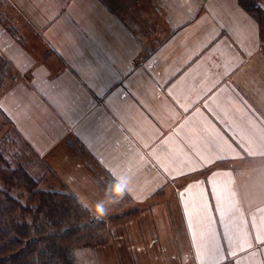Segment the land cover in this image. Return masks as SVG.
Wrapping results in <instances>:
<instances>
[{"label":"crops","instance_id":"obj_1","mask_svg":"<svg viewBox=\"0 0 264 264\" xmlns=\"http://www.w3.org/2000/svg\"><path fill=\"white\" fill-rule=\"evenodd\" d=\"M5 1L24 152L92 213L139 209L76 264H264V35L239 1Z\"/></svg>","mask_w":264,"mask_h":264},{"label":"trees","instance_id":"obj_2","mask_svg":"<svg viewBox=\"0 0 264 264\" xmlns=\"http://www.w3.org/2000/svg\"><path fill=\"white\" fill-rule=\"evenodd\" d=\"M238 1L262 27L260 0ZM5 138L0 140V264H76L75 248L108 242L112 226L137 215L139 209L132 208L97 216L62 183L60 189L39 188L28 154L8 155Z\"/></svg>","mask_w":264,"mask_h":264},{"label":"rangeland","instance_id":"obj_3","mask_svg":"<svg viewBox=\"0 0 264 264\" xmlns=\"http://www.w3.org/2000/svg\"><path fill=\"white\" fill-rule=\"evenodd\" d=\"M123 1V0H122ZM135 1V0H134ZM261 5L264 7V0H260ZM124 3V1H123ZM112 4V3H111ZM0 5L4 9V11L1 14V20L5 23V21H11V17H18V12L12 11V9L9 10V8L6 5V1L0 0ZM117 5L120 8L119 10L121 13H124L125 7H122V3L120 0H117ZM144 5V4H143ZM146 6V5H145ZM147 7V6H146ZM5 18V19H4ZM134 18V17H133ZM135 19V18H134ZM20 21V16L19 20L17 21L19 23ZM262 28V34L264 35V23ZM11 71L9 69H4V67H0V87H7L12 83V80H10L9 77H11ZM15 134L12 132L11 124L10 121L7 119L6 115H4L1 110H0V140L4 139L5 137H8L6 140V143H4V147L8 149V155L16 151V154L21 155L22 152H24L23 146L19 143L18 137L14 136ZM6 139V138H5ZM4 139V140H5ZM21 153H20V151ZM27 150V149H26ZM33 156V155H32ZM28 157L27 162H30V168L33 173H35L37 176L40 177L41 181L40 184L38 185L39 188H61V178L55 174V172L50 169L43 161H38L37 159L33 157ZM29 159V160H28ZM31 159V160H30ZM29 164V163H28ZM63 184V183H62ZM117 208H115L116 211L122 212V210H127L129 209L128 207H125L122 209L118 204L115 205ZM131 208V207H130ZM112 234H110L109 240H111Z\"/></svg>","mask_w":264,"mask_h":264},{"label":"clouds","instance_id":"obj_4","mask_svg":"<svg viewBox=\"0 0 264 264\" xmlns=\"http://www.w3.org/2000/svg\"><path fill=\"white\" fill-rule=\"evenodd\" d=\"M112 192L117 199H119L123 194V190L119 186L114 187ZM93 212L96 213L97 216L107 215V209L103 205L94 206Z\"/></svg>","mask_w":264,"mask_h":264}]
</instances>
